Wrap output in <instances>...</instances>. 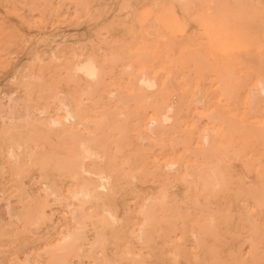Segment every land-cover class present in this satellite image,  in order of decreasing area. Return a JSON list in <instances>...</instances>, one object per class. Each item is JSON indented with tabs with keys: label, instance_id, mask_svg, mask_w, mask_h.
<instances>
[{
	"label": "rangeland",
	"instance_id": "rangeland-1",
	"mask_svg": "<svg viewBox=\"0 0 264 264\" xmlns=\"http://www.w3.org/2000/svg\"><path fill=\"white\" fill-rule=\"evenodd\" d=\"M221 22H223L222 25ZM217 24L220 25L219 28ZM225 27L230 28L231 31H236L239 27V31L231 33L226 28L227 32L229 30L226 33L223 30ZM241 27L243 30L240 29ZM212 28H215L214 33L217 35L210 32ZM249 28H251L250 31ZM263 28L264 0H0V264H53L56 262V257L57 259L63 257V262L61 261L60 264H264V146H262L264 137L253 136V138L246 137L245 139L243 136L244 132L253 133L261 129L258 128L260 125H264V101L260 100L259 104L251 108L245 102L246 92L244 93V90L239 87V78L250 74L251 65L257 59L264 60ZM224 31L226 34L223 33ZM226 37H229V41H226ZM223 42L225 44L227 42L226 47ZM237 42L241 44V47ZM219 46L222 47L219 48ZM140 52L144 54V58L147 56L145 60L148 61L142 68L133 61L135 57L143 56L138 55ZM247 52L252 55L249 53L246 57ZM88 54L96 56L106 69L107 73L104 72L103 77L105 84L108 85L105 86L103 82L102 86L105 88L100 87L102 92H99L101 91L99 88L95 94H89V96L88 94L82 95L80 89L81 93L80 91L78 93L77 89H82V87L68 75L73 60L78 57L83 58ZM249 55L251 58L253 56L254 60ZM238 58L244 60L241 61ZM129 62H132L133 66ZM221 68L227 75L225 91L218 87L222 82H220L217 71ZM143 70H148L152 76H160L156 78L158 86L154 89L155 91L153 90L154 92L145 90L139 98H135L134 94L132 95V89L127 87L129 86L126 83L129 80L127 72H134L133 75H138ZM207 72L212 75H208ZM121 73H126V75ZM162 77L163 82L166 79L164 83L160 81ZM217 78L220 81H217ZM122 80L124 81L121 82ZM111 89L116 96L110 94ZM69 91H73L74 94L70 95ZM106 92H109V95ZM76 94L79 95L76 96ZM90 95L93 97L91 98ZM121 95L124 102L117 101L118 96ZM80 96L84 107L81 106ZM110 96H112L111 99ZM63 97L69 99L73 107L76 108L79 105L83 119H89V116L93 119L95 114L90 111L96 113V109L106 107L107 101V106L112 108L132 110L141 108V106L146 108L148 114L145 117L144 126L147 125V120L154 111L152 109L157 106L159 99L167 100L164 101V107L173 104L175 114H179L178 119L176 117L170 124H167L168 133L162 134L163 137L161 134L159 138L151 134L150 138L138 139L135 136L138 131L132 132L135 133V141L139 140V146L148 151V162L150 161L148 173L121 178L111 194L112 197L108 195L110 200L108 202L96 204L93 201L86 202L83 207L84 216L78 222L72 215L77 207L76 199L71 197L69 192L72 189L73 179L62 170L59 172L60 169L54 164L56 155L71 153L68 150L69 139L64 141L66 138L62 135L63 133L58 134L57 131H51L45 127L42 130L41 126L40 128L39 125L34 124L38 116L63 117L64 113L60 108V99ZM106 97H108L107 101L102 100L107 99ZM218 100L221 104H218ZM85 103L92 104L89 106ZM93 105L96 109H93ZM85 108L88 112L87 110L85 112ZM216 108L230 122L226 121V124H229L228 128L224 122L219 125L218 130L217 124L214 126L208 118L207 114L214 112ZM40 110L47 111L41 113ZM33 126L34 132L32 131ZM205 127L214 128L213 130L217 131L215 145L219 150L214 152L210 159L199 157L194 150L201 146L198 139ZM36 129L40 131L37 132ZM170 129L171 131L176 129V133L174 134L173 131L170 133ZM26 130L32 134L29 136ZM26 135L31 137L30 140ZM43 135L47 140L43 139ZM13 137L16 139H12ZM155 139L158 141L156 142ZM240 139L243 140H241L242 143ZM15 140L23 143L22 148L16 150L20 156L19 161H15L10 155L11 146H16ZM64 143L68 145L65 146L66 148H64L66 145ZM259 143H261V149L258 146ZM113 144L112 147L115 146ZM225 147H229L228 155L226 152L225 155L223 154ZM34 148L38 151L34 152ZM57 148L60 149L57 150ZM126 150L128 146L123 149L125 155L121 153L123 157L128 152ZM36 152L39 154L42 152L43 155L48 153L47 157L52 159L49 161L46 158V162L37 163L30 157L37 154ZM119 158L122 157L119 156ZM167 161L176 162L175 169H168L165 163ZM215 161L219 162L220 171L222 170L218 177L220 184L215 188L203 189L201 181L198 180L199 184L195 187L197 177L196 175L188 176L186 166L194 163L201 167L203 163ZM156 163L160 165L161 171L165 170V173L155 172V169L159 168L156 167ZM153 164L156 166L154 167ZM46 186L52 188L54 193L47 191ZM145 188L148 189L145 190ZM142 205L143 208H141ZM39 207L43 209L44 221L41 218L42 220L39 219L35 224L31 221L26 222L28 218L25 215ZM147 207L150 208L152 217L147 221L143 236H139L141 225L146 224L143 210ZM106 209L110 211L111 216ZM85 226H88L87 229ZM73 231L81 233L77 234L76 242L81 249L76 250L78 254L72 250L70 253L62 254L61 252L60 255V250L55 251L54 249L62 240L64 233Z\"/></svg>",
	"mask_w": 264,
	"mask_h": 264
},
{
	"label": "bare ground",
	"instance_id": "bare-ground-1",
	"mask_svg": "<svg viewBox=\"0 0 264 264\" xmlns=\"http://www.w3.org/2000/svg\"><path fill=\"white\" fill-rule=\"evenodd\" d=\"M184 1V0H183ZM234 1V0H233ZM247 1V0H246ZM191 2V1H190ZM193 2V1H192ZM209 2V1H208ZM207 2V3H208ZM219 2V1H218ZM217 2V3H218ZM222 2V1H221ZM195 3V2H194ZM227 2L225 1V4H226ZM183 4V3H182ZM213 4V3H212ZM220 6V5H219ZM222 6V5H221ZM197 7V6H196ZM228 7H231V6H228ZM251 7V6H250ZM188 8H190V6L188 7ZM218 8V7H217ZM220 8V7H219ZM224 8V7H223ZM211 9H213V7H211ZM245 9V8H244ZM220 10V9H219ZM239 10V9H238ZM253 10V9H252ZM193 11V10H192ZM191 11V12H192ZM231 12V11H230ZM233 12V11H232ZM246 12V11H245ZM193 13V12H192ZM227 13V12H226ZM249 14V13H248ZM192 15H194V14H192ZM221 15V14H220ZM199 16V15H198ZM194 17V16H193ZM207 17V16H206ZM205 17V18H206ZM228 17H230L229 15H228ZM218 18V17H217ZM255 18H257V17H255ZM165 19V18H164ZM220 19V18H219ZM223 20V19H222ZM207 21V20H206ZM205 21V22H206ZM216 21L218 22V20L216 19ZM214 22V21H213ZM226 22V21H225ZM212 23V22H211ZM215 23V22H214ZM227 23V22H226ZM243 23V22H242ZM223 24V22H221V25ZM240 24V23H239ZM259 24V23H258ZM183 25V24H182ZM206 25H208V24H206ZM205 25V26H206ZM213 25V24H212ZM238 25V24H237ZM151 26V25H150ZM170 26V25H169ZM202 26V25H201ZM205 26H204V28H205ZM217 26H218V24H217ZM226 26V25H225ZM148 27V26H147ZM207 27V26H206ZM220 27V25L218 26V28ZM258 27V26H257ZM204 28H203V30H204ZM208 28V27H207ZM206 28V29H207ZM226 28L227 29H229L230 30V28H228V27H225L223 30H225L226 31ZM232 28V27H231ZM132 29V28H131ZM234 29V28H233ZM232 29V30H233ZM236 29V28H235ZM238 29H239V27H238ZM236 30V31H239V30ZM241 30H243L242 29V27L240 28ZM264 29V28H263ZM156 30V29H155ZM175 30V29H174ZM214 30H215V28H212V29H210V32L212 33V34H215L214 33ZM229 30H228V32H229ZM251 30V28H249V31ZM252 30H253V27H252ZM256 30V29H255ZM193 31V30H192ZM209 31V30H208ZM225 31L223 32V33H225ZM231 31V30H230ZM236 31H231V33L232 32H236ZM247 31V30H246ZM153 32V31H152ZM216 32V31H215ZM219 32V34H220V31H218ZM227 31H226V33H228ZM150 33V32H149ZM174 33V32H173ZM181 33V32H180ZM207 33V32H206ZM205 33V34H206ZM225 33V34H226ZM218 34V35H219ZM146 35V34H145ZM150 35V34H149ZM207 35V34H206ZM215 35H217V34H215ZM224 35V34H223ZM148 36V35H147ZM209 36V35H208ZM232 36H233V34H232ZM236 36V35H235ZM251 36V35H250ZM145 37V36H144ZM149 37V36H148ZM153 37V36H152ZM190 37V36H189ZM217 37H219V36H217ZM252 37V36H251ZM149 38H151V37H149ZM235 38V37H234ZM239 38V37H238ZM263 38V37H262ZM212 39V38H211ZM214 39H215V37H214ZM229 39V37L227 38L226 37V41ZM242 39V38H241ZM246 39V38H245ZM148 40V39H147ZM193 40V39H192ZM216 40V39H215ZM234 40V39H233ZM233 40L231 41V43L233 42ZM235 40H236V38H235ZM243 40V39H242ZM251 40V39H250ZM194 41V40H193ZM209 41V40H208ZM213 41V43H214V40H212ZM219 41V40H218ZM223 41V40H222ZM229 41V40H228ZM253 41V40H252ZM257 41V40H256ZM201 42V41H200ZM203 42V41H202ZM210 42H211V40H210ZM234 42H236V41H234ZM241 42V41H240ZM250 42V41H249ZM212 43V42H211ZM224 43V42H223ZM238 44H239V42H237ZM236 43V44H237ZM262 43V42H261ZM134 44V43H133ZM170 44V43H169ZM173 44V43H172ZM202 44V43H201ZM216 44H218V43H216ZM215 44V45H216ZM225 44V43H224ZM228 44H229V42H228ZM243 44V43H242ZM116 45V44H115ZM124 45V44H123ZM122 45V46H123ZM126 45V44H125ZM124 45V46H125ZM129 45V44H128ZM135 45V44H134ZM197 45V44H196ZM214 45V44H213ZM233 45H235V44H233ZM232 45V47H234ZM240 45V47H241V44H239ZM256 45V44H255ZM200 46V45H199ZM204 46V45H203ZM212 46V45H211ZM224 46V45H223ZM227 46V42H226V44H225V47ZM235 46H237V45H235ZM243 46V45H242ZM127 47H129V46H127ZM143 47V46H142ZM174 47H175V45H174ZM195 46H193V48H194ZM205 47V46H204ZM210 47V46H209ZM213 47V46H212ZM220 47H222V46H219V48ZM224 47V48H225ZM232 47H231V49H232ZM245 47H246V45H245ZM255 48H256V46H254ZM260 47H262V46H260ZM141 48V47H140ZM165 48V47H164ZM195 48H197V46L195 47ZM203 48V47H202ZM217 48V47H216ZM228 48V47H227ZM227 48H226V51H227ZM258 48H259V46H258ZM257 48V49H258ZM120 49V48H119ZM188 48H186V50H187ZM205 49V48H204ZM214 49H215V47H214ZM223 48H221V50H222ZM228 49H230V47L228 48ZM241 49V48H240ZM239 49V50H240ZM243 49V48H242ZM263 49V48H262ZM112 50V49H111ZM191 50V49H190ZM211 50V49H210ZM219 50V49H218ZM237 50V49H236ZM238 50V51H239ZM256 50V49H255ZM206 51V49L204 50V52ZM224 51H225V49H224ZM143 52V51H142ZM142 52H140V53H138V55H143V56H137V57H135L134 58V62L138 65V67H140V68H142V67H144V66H146V63H148V61L146 62V58H147V56H146V58H144L145 56H144V54L146 55V53H142ZM130 53V52H129ZM222 53H223V51H222ZM238 53V52H237ZM245 53V52H244ZM250 53V52H249ZM248 52L245 54L246 55V57H247V54H249ZM134 54H136V53H134ZM211 54H212V52H211ZM61 55V54H60ZM148 55V54H147ZM194 55V54H193ZM244 55V56H245ZM250 55H252L251 53H250ZM250 55H249V57H250ZM171 56V55H170ZM187 56V55H186ZM198 56H199V54H198ZM197 56V59L200 57H198ZM211 56H213V55H211ZM216 57H217V55H215ZM100 57V56H99ZM106 57V56H105ZM128 57H130V56H128ZM149 57V56H148ZM248 57V58H249ZM251 58V57H250ZM253 58V59H252ZM252 60H254V57L252 56ZM110 59V58H109ZM146 59V60H145ZM239 59V58H238ZM241 59V58H240ZM239 59V60H240ZM256 59V58H255ZM261 59V58H260ZM112 60H114L113 58H112ZM199 60H201V59H199ZM217 60H218V58H217ZM242 60H244V59H241V61ZM246 60V59H245ZM116 61V60H115ZM130 61V60H129ZM219 61V60H218ZM248 61V60H247ZM72 62V61H71ZM111 62V61H110ZM114 62V61H113ZM117 62V61H116ZM152 62V61H151ZM177 62V61H176ZM192 62V61H191ZM190 62V63H191ZM235 62V61H234ZM239 62V61H238ZM246 62V61H245ZM249 62V61H248ZM251 62V61H250ZM255 62V61H254ZM130 63V62H129ZM132 63V62H131ZM130 63V64H131ZM188 63V62H187ZM186 63V64H187ZM194 63H195V61H194ZM200 63H202V61L200 62ZM199 62H198V64H200ZM220 63V62H219ZM240 63V62H239ZM244 63V62H243ZM253 63V62H252ZM68 65H69V63H67ZM71 64V63H70ZM106 64V63H105ZM110 64V63H109ZM133 64V63H132ZM131 64V66H133ZM192 64V63H191ZM251 64V63H250ZM249 64V65H250ZM123 65V64H122ZM153 65V64H152ZM202 65H203V63H202ZM205 65V64H204ZM221 65V64H220ZM127 66H129V65H127ZM126 66V67H127ZM131 66H130V68H131ZM136 66V65H135ZM184 66V65H183ZM190 66V65H189ZM192 66V65H191ZM227 66V65H226ZM71 68H70V71H69V73H68V75H70V77L72 78V79H74V81L76 80L77 82H78V84L80 85V87H82V89L81 88H78L77 90V92L79 93V91L80 90H82V95H85V94H88V96H89V94H95L98 90H99V88L102 86V84H103V82H104V77H103V75H104V72H105V70L106 69H104V67H103V65L101 64V62L97 59V57L96 56H94V55H91V54H88V55H86V56H84L83 58H81V57H78L76 60H73V62H72V66H70ZM186 67V66H185ZM188 67V66H187ZM248 67V66H247ZM120 68V67H119ZM132 68H134V67H132ZM212 68V67H211ZM214 68V67H213ZM217 68V67H216ZM222 68H223V66H222ZM220 69V70H218L217 71V73L219 74V78H220V80L217 78V81L219 80L220 82H222L218 87L219 88H221V89H223V91H225L226 90V85H225V78H226V73L224 72V69ZM242 68V67H241ZM68 68L66 67V70H67ZM107 69H110V68H108L107 67ZM123 69V68H122ZM248 68H246V70H247ZM131 70V69H130ZM196 70V69H195ZM207 70V69H206ZM242 70V69H241ZM118 71V70H117ZM127 71V70H126ZM210 71H213V70H210ZM249 71H250V74H247V75H243V76H241L240 78H239V87H241L243 90H244V93L246 92V99H245V102H247L250 106H251V108L252 107H255L257 104H259V101L260 100H263L264 101V60L263 59H261V60H256V62L255 63H253L252 65H251V67H250V69H249ZM121 72V71H120ZM135 72H136V70H135ZM138 72V71H137ZM141 72V71H140ZM169 72V71H168ZM105 73H107V72H105ZM110 73V72H109ZM161 73H162V71H161ZM206 72H204V75H206L205 74ZM112 74V73H111ZM122 74V73H121ZM126 75V73H123L122 75ZM127 74L129 75H127L128 76V79L129 80H125L126 81V83H128L129 84V86H127V87H129V88H131L132 89V91H133V93L132 92H130V93H132V95L134 94V96H135V98H139L140 97V95L143 93V91H153L154 89H156L157 88V86H158V80L156 79V78H158V77H160V76H152L149 72H148V70H143L141 73H135V74H138V75H133L134 74V72H127ZM207 74L209 75V74H211V73H208L207 72ZM68 75H66V76H68ZM160 75V74H159ZM198 75V74H197ZM196 75V76H197ZM200 75H201V73H200ZM212 75V74H211ZM109 76V75H108ZM117 75H115V77H116ZM168 76V75H167ZM186 76V75H185ZM195 76V77H196ZM216 77H217V75H215ZM105 77H106V75H105ZM109 77H111V76H109ZM108 77V78H109ZM119 76H117V78H118ZM164 77V76H163ZM163 77H162V79L160 80V81H162V83H164L165 81H166V79L164 80V82H163ZM170 77V76H169ZM187 77V76H186ZM198 77V76H197ZM210 77V76H209ZM24 78V77H23ZM65 78H67L68 79V77H65ZM123 78V77H122ZM214 78V77H213ZM119 80H121L120 79V77L118 78ZM118 79H117V81H118ZM123 79H125V78H123ZM127 79V78H126ZM108 80V79H107ZM172 80V79H171ZM66 81V80H65ZM73 81V82H74ZM109 81V80H108ZM108 81H106V83L108 82ZM124 80H122L121 82H123ZM205 81V80H204ZM31 82V81H30ZM33 82V81H32ZM72 82V83H73ZM110 82H111V80H110ZM113 82H114V79H113ZM119 82V81H118ZM117 82V83H118ZM130 82V83H129ZM180 82V81H179ZM27 83V82H26ZM115 83V82H114ZM125 83V84H126ZM211 83V82H210ZM21 84V83H20ZM32 84V83H31ZM39 84V83H38ZM68 84V83H67ZM77 84V83H76ZM77 84V85H78ZM104 84H105V82H104ZM204 84V83H203ZM202 84V85H203ZM229 84V83H228ZM36 85V84H35ZM40 85V84H39ZM73 84H71V86H72ZM107 84H105V86H106ZM160 85H161V83H160ZM194 85H195V83H194ZM205 85V84H204ZM213 85V84H212ZM27 86V85H26ZM75 86V85H74ZM108 86V85H107ZM118 86H120V85H118ZM79 87V86H78ZM161 87H163V85L161 86ZM189 87V86H188ZM187 87V88H188ZM218 87H216L217 89H218ZM32 88V87H31ZM69 88V87H68ZM75 88V87H74ZM76 88H77V86H76ZM105 87H103L102 86V89H104ZM115 88V87H114ZM119 88H121V87H119ZM167 88H169V86L167 87ZM166 88V89H167ZM204 88V87H203ZM212 88V87H211ZM49 89V88H48ZM80 89V90H79ZM101 89V88H100ZM102 89H101V91H99V92H102ZM107 89H108V87H107ZM110 89V88H109ZM208 89V88H207ZM239 89V88H238ZM241 89V90H242ZM50 90V89H49ZM53 90V89H52ZM72 90V89H71ZM74 90H76V89H74ZM73 90V91H74ZM112 90V89H111ZM185 90H186V88H185ZM199 90V89H198ZM219 90V89H218ZM217 90V91H218ZM73 91H69V93H70V95L71 94H74L75 93V91H74V93H73ZM105 91H106V89H105ZM110 91V90H109ZM117 91V90H116ZM155 91V90H154ZM153 91V92H154ZM157 91H159V90H157ZM157 91H156V93H157ZM168 91H169V89H168ZM174 91V90H173ZM188 90H186V92H187ZM221 92H222V90H220ZM76 92V93H77ZM128 92V91H127ZM164 92V91H163ZM170 92H171V90H170ZM186 92H185V94H186ZM227 92H228V90H227ZM241 92V91H240ZM30 93V92H29ZM80 93H81V91H80ZM108 95H109V92H106ZM130 93H128V94H130ZM148 93V92H147ZM146 93V94H147ZM152 93V92H151ZM151 93L149 94V96L151 95ZM176 93V92H175ZM28 94V93H27ZM52 94V93H51ZM110 94L111 95H113V96H116V93L115 92H113V90H112V92H110ZM167 94H168V92H167ZM173 94V93H172ZM179 94V93H178ZM223 94V93H222ZM47 95V94H46ZM69 95V96H70ZM79 95V94H78ZM77 94H76V96H78ZM98 95V94H97ZM101 95H103V93L101 94ZM118 95V94H117ZM126 95V94H125ZM124 95V96H125ZM189 95V94H188ZM194 95V94H193ZM212 95V94H211ZM213 95H215V94H213ZM68 96V95H67ZM66 96V97H67ZM87 96V95H86ZM100 96V95H99ZM146 96V95H145ZM164 96V95H163ZM81 97V96H80ZM79 97V98H80ZM90 97L92 98L93 96H91L90 95ZM111 97L112 96H110V99H111ZM131 97V96H130ZM186 97V96H185ZM215 97V96H214ZM243 97V96H242ZM55 98V97H54ZM64 98V97H63ZM61 98L60 99V108L63 110V117H56V116H52V117H49V118H43V117H41V116H38V117H36V121L34 120V124H35V126L36 125H39V127L42 129V130H44L45 128L47 129H50L51 131H57V133L58 134H60V133H63L62 135H64L65 136V140L64 141H67V139H69V146L66 144V143H64V144H66V145H64V148H66L65 146H68L69 148H68V150L71 152V153H69V154H67V155H56V163H54L56 166H57V168L58 169H60V170H58L59 172L62 170L64 173H66L68 176H70V178L71 179H73V182L71 183L72 185V189H70L69 190V192H70V194H71V197H73L74 199H76L75 200V202H76V205H77V207L75 208V210H74V212H73V217L77 220V222L78 221H81V218L84 216V211H83V207L85 206V204H86V202H88V201H93V202H95V204L96 203H98V202H103V203H105V202H108V201H110L109 200V196L110 197H112L111 196V194L114 192V190H115V187H116V185L118 184V182L120 181V179L121 178H123L124 176H131V177H135L137 174H147L148 173V171H149V169H148V163L150 162H148V151H145V150H143L142 148H141V146H139V140L138 141H135L136 139L134 138V135H135V133H132V132H134V130L136 131H138V133H136L137 135H135V136H137L138 137V139L139 138H148L151 134L153 135V134H155V135H157L156 137L157 138H159V135L161 134H164V133H168V129H167V124H170L176 117H177V119L179 118V114H175V112H174V106H173V104H168L166 107H164V101H167V100H164V101H161L160 99L158 100V102H157V106L156 107H154V109H152V110H154L153 112H152V116H150L149 118H148V120H147V125L146 126H144V124L146 123V122H144L145 121V117H146V115L148 114V111H147V109L146 108H144L143 106H141V108H136L135 110H132V109H130V108H118V107H116V108H112V107H110V106H107L108 105V97H106L107 99H102V100H105V101H107V105H106V107H104V108H99V109H96L95 108V105H93V109H96V113H93V111L91 110H89L90 112H92V114H95L94 115V118L93 119H91V117L89 116V119H83V117L81 116V108L80 107H73V105H72V103H71V101L69 100V99H67V98ZM74 98V97H73ZM73 98L71 99L72 101H73ZM118 100L117 101H125V100H123V98H122V95L121 96H118ZM145 98V97H144ZM150 98V97H149ZM162 98V97H161ZM205 98H206V96H205ZM224 98V97H223ZM239 98V97H238ZM244 98V97H243ZM113 99V98H112ZM130 99V98H129ZM132 99V98H131ZM130 99V100H131ZM134 99V98H133ZM132 99V100H133ZM187 99H189V98H187ZM196 99V98H195ZM209 99V98H208ZM75 100H78V99H75ZM82 97H81V99H80V101H81V106L83 105V103H82ZM86 100V99H85ZM96 100H97V98H96ZM149 99H147V101H148ZM200 100V99H199ZM201 100H203V99H201ZM235 100V99H234ZM239 100V99H238ZM100 101V100H99ZM98 101V102H99ZM145 101V100H144ZM146 101V102H147ZM154 101V100H153ZM188 101V100H187ZM196 101H197V99H196ZM205 101V100H204ZM207 101V100H206ZM219 101L220 100H218V104H221V103H219ZM236 101V100H235ZM92 102H94V101H92ZM146 102H144V103H146ZM155 102V101H154ZM154 102H153V104H154ZM213 102V101H212ZM76 103H77V101H76ZM76 103H74L73 102V104H76ZM102 103V102H101ZM144 103H143V105H144ZM194 103V102H193ZM201 104H202V101L200 102ZM207 103H208V101H207ZM86 104V103H85ZM90 104H92V103H87L86 105H89L90 106ZM97 104V103H96ZM103 104V103H102ZM101 104V105H102ZM156 104V103H155ZM23 105V104H22ZM104 105V104H103ZM111 105V104H110ZM114 105V104H113ZM224 105V104H223ZM240 105H241V103H240ZM25 106V105H24ZM85 106V105H84ZM84 106H82V107H84ZM121 106H123V104L121 105ZM136 106V105H135ZM242 106V105H241ZM134 107V106H133ZM190 107V106H189ZM206 107V106H205ZM204 107V108H205ZM236 107V106H235ZM259 107V106H258ZM92 108V107H91ZM147 108H149V106L147 107ZM250 108V107H249ZM177 109V108H176ZM187 109V108H186ZM86 110H87V112H88V109H86L85 108V112H86ZM149 110V109H148ZM243 110V109H242ZM47 111V110H46ZM45 110H40V112L41 113H45L46 112ZM182 111V110H181ZM181 111H180V113H181ZM184 111V110H183ZM182 111V112H183ZM190 111V110H189ZM214 112H211L210 114H207L209 117L208 118H210L211 120V122L213 123V125L215 126L216 124V126H217V128H218V130H219V125H221L222 123H224L225 122V125L227 126V125H229V124H226V121H227V119H225V117H223L221 114H220V110L218 109V108H216L215 110H213ZM83 112H84V110H83ZM82 112V113H83ZM89 112V113H90ZM150 113V112H149ZM239 113V112H238ZM244 113V112H243ZM255 113V112H254ZM85 114H87V113H85ZM91 114V113H90ZM186 114H187V111H186ZM257 114V113H256ZM84 115V114H83ZM190 115V114H189ZM198 116H199V114H197ZM186 116V115H185ZM201 116V115H200ZM244 116H242V118H243ZM181 118V117H180ZM227 118V117H226ZM241 118V119H242ZM199 119V118H198ZM203 119V118H202ZM38 120V121H37ZM192 120V119H191ZM203 121V120H202ZM209 121V120H208ZM241 121V120H240ZM28 122V121H27ZM30 122H32L31 120H30ZM177 122V121H176ZM175 122V123H176ZM193 122H195V120L193 121ZM228 122V121H227ZM242 122V121H241ZM178 123V122H177ZM179 123H181V122H179ZM186 123V122H185ZM184 123V124H185ZM228 123H230V122H228ZM232 123V122H231ZM22 124V123H21ZM183 124V123H182ZM181 124V125H182ZM197 124V123H196ZM208 124V123H207ZM22 125H24V124H22ZM27 125H29V124H27ZM177 125V124H176ZM200 125V124H199ZM224 125V124H223ZM223 125H222V127H223ZM31 127V126H30ZM43 127H45V128H43ZM173 127V126H172ZM175 127V126H174ZM178 127H179V125H178ZM186 127V126H185ZM8 128V127H7ZM29 128V127H28ZM226 128V127H225ZM227 128H228V126H227ZM258 128H261V129H259V130H256L255 132L253 131V133L252 132H244V134L243 133H240L241 135L243 134V136H245V139H246V137L247 138H249V137H251V138H253V136L254 137H256V136H258V137H261L262 138V136L264 137V125H260ZM257 128V129H258ZM9 129V128H8ZM33 129H34V126L32 127V131H33ZM179 129H180V127H179ZM201 129H202V127H201ZM214 128H210V127H205V128H203V130L200 132V135H199V139H198V141H200L201 142V146H199V147H197L196 149H194L195 150V152H196V154L199 156V157H203V158H208V159H210V157L211 156H213L212 154L214 153V152H216L217 150H219L217 147H216V145H215V141H216V139H217V135H216V132L217 131H215V130H213ZM254 129H255V127H254ZM27 130H29V129H27ZM26 130V131H27ZM249 130V129H248ZM2 131H3V129H2ZM1 131V132H2ZM22 131V130H21ZM25 131V132H26ZM31 131V130H30ZM31 131V132H32ZM35 131V130H34ZM33 131V132H34ZM36 131H37V129H36ZM40 131V130H39ZM39 131H37V132H39ZM48 131V130H47ZM51 131H49V132H51ZM170 131V133L173 131H171V129L169 130ZM181 131V130H180ZM189 131V130H188ZM199 131V130H198ZM223 131V130H222ZM236 131V130H235ZM240 131V130H239ZM12 132V131H11ZM28 132V131H27ZM45 132V131H44ZM226 132V131H225ZM224 132V133H225ZM29 133V136L32 134V133H30V132H28ZM40 133H43V132H40ZM56 133V134H57ZM173 133L175 134L176 133V129H174V131H173ZM185 133V132H184ZM198 133V132H197ZM36 134V133H35ZM38 135H39V133H37ZM53 134H54V132H53ZM192 134H193V132H192ZM219 134V133H218ZM223 134V133H222ZM221 134V135H222ZM231 134H233V133H231ZM14 135V134H13ZM34 135V134H33ZM32 135V136H33ZM155 135H153V136H155ZM169 135V134H168ZM181 135V134H180ZM18 136V135H17ZM29 136L28 135H26V137H28L29 138ZM44 136L45 135H43V139H45V140H47L46 138H44ZM48 136V135H47ZM223 136V135H222ZM25 137V136H24ZM34 137V136H33ZM41 137H42V135H41ZM46 137V136H45ZM136 137V138H137ZM161 137H163V135L161 136ZM183 137V136H182ZM226 137V136H225ZM242 137V136H241ZM28 138H27V140H28ZM31 138V137H30ZM30 138H29V140H30ZM38 138V137H37ZM62 138V137H61ZM64 138V137H63ZM134 138V139H133ZM150 138V137H149ZM164 138H166V136L164 137ZM188 138V140H189V137H187ZM12 139H16V138H12ZM17 139H18V137H17ZM25 139V138H24ZM57 139V138H56ZM154 139V138H153ZM152 139V141H154ZM161 139H163V138H161ZM169 139H170V136H169ZM168 139V140H169ZM179 139V138H178ZM224 139H226V138H224ZM223 139V140H224ZM234 139V138H233ZM7 140H8V138H7ZM10 140V139H9ZM26 140V141H27ZM50 140V139H49ZM147 140V139H146ZM156 140V139H155ZM173 140V139H172ZM222 140V141H223ZM232 140V139H231ZM242 139H240V141H241ZM262 140V139H261ZM20 140H18V142H16V140L14 141V142H16V146H14L13 147V143L11 144L12 146H11V150H10V155L14 158V160L15 161H19L20 160V156H19V154L18 153H16V150L17 149H21L22 148V141H20ZM60 141H62L61 139H60ZM59 141V142H60ZM144 141V140H143ZM151 141V140H150ZM151 141V142H152ZM158 140H156V142H157ZM163 141V140H162ZM170 141V140H169ZM174 141V140H173ZM177 141V140H176ZM180 141V140H179ZM230 141V140H229ZM243 141V140H242ZM242 141H241V143H242ZM262 141H264V140H262ZM12 142V141H11ZM33 142H35V141H33ZM155 142V141H154ZM160 142V141H159ZM248 142V141H247ZM36 143H38V142H36ZM112 143H114L115 144V146H113L112 147ZM142 143V142H141ZM153 143V142H152ZM166 143V142H165ZM178 143V142H177ZM220 143V142H219ZM221 143H223V142H221ZM240 143V144H241ZM47 144V143H46ZM113 144V145H114ZM151 144V143H150ZM232 144V143H231ZM260 144L261 143H259V145L258 146H260ZM264 143L262 142V146H264L263 145ZM15 145V144H14ZM59 145V144H58ZM223 145H224V143H223ZM233 145V144H232ZM257 145V144H256ZM48 146V145H47ZM128 146V150H126V151H128L127 152V154H126V156H124L123 157V155H125L124 153H125V151L123 152V149H124V147H127ZM165 146V145H164ZM240 146V145H239ZM262 146H260V149H261V147ZM39 147V146H38ZM42 147V146H41ZM56 147V146H55ZM148 147V146H147ZM146 147V148H147ZM157 147V146H156ZM25 148V147H24ZM100 148H103L104 150L102 151ZM195 148V147H194ZM229 148V147H228ZM228 148H226L225 147V149H223L224 150V152H223V154L226 152V154L228 153V151H229V149ZM35 149V148H34ZM39 149H40V147H39ZM60 149V148H59ZM58 148H57V150H59ZM126 149V148H125ZM149 149V148H148ZM248 149V148H247ZM255 149H257V148H255ZM67 150V149H66ZM231 150V149H230ZM239 150V149H238ZM251 150H252V148H251ZM35 151H38V149L36 150H34V152ZM40 151V150H39ZM44 151V150H43ZM166 151V150H165ZM33 152V153H34ZM67 152V151H66ZM150 152V151H149ZM158 152V151H157ZM193 152V151H192ZM221 152H222V150H221ZM246 152V151H245ZM261 152V151H260ZM37 154H33V155H31L30 157H31V160L33 159V160H35V162H39V163H44V162H46L47 161V159H49V161H50V159H52L51 157H47V154L48 153H44V155L46 154V156H44L43 155V153L41 154H39V152H36ZM121 153H123V155L121 154ZM152 153V152H151ZM191 153V152H190ZM217 153H219V152H217ZM243 153V152H242ZM168 154V153H167ZM186 154V153H185ZM235 154H237V152H235ZM234 154V155H235ZM251 154V153H250ZM9 155V154H8ZM154 155H155V153H154ZM175 155H176V153H175ZM190 155V154H189ZM194 155V154H193ZM225 155V154H224ZM228 155V154H227ZM243 155H245V154H243ZM253 155V154H252ZM48 156H49V154H48ZM122 157L120 160L118 159V157ZM164 156V155H163ZM251 156V155H250ZM126 157V158H125ZM253 157V156H252ZM256 157V156H255ZM47 158V159H46ZM150 158V157H149ZM218 158V157H217ZM216 158V159H217ZM220 158V157H219ZM236 158V157H235ZM250 158V157H249ZM189 159V158H188ZM251 159V158H250ZM249 159V160H250ZM262 159V158H261ZM218 160H220V159H218ZM180 161V160H179ZM186 161V160H185ZM248 161V160H247ZM252 161V160H251ZM154 162V161H153ZM152 162V163H153ZM184 162V161H183ZM17 163H19V162H17ZM21 163V162H20ZM155 163V162H154ZM166 163V167L168 168V169H175V167H176V162H173V161H167V162H165ZM177 163H178V161H177ZM179 164H180V162H179ZM183 164V163H182ZM181 164V165H182ZM243 164V163H242ZM154 165V164H153ZM157 165V166H156ZM156 165H154V167L156 166V167H159L160 165H158L157 163H156ZM185 165H187V164H185ZM35 166V165H34ZM45 166V165H44ZM47 166V165H46ZM182 166H184V164L182 165ZM201 167H198V165H196V164H188L187 166H186V169H187V175L188 176H195L196 175V180H195V187H197L198 186V184H199V182H198V180L199 181H201L200 183H201V185H202V188L203 189H208V188H210V187H216V186H218L219 184H220V182H219V179H218V177H219V175H220V173H221V171H220V165H219V162L218 161H215V162H211V163H203L202 165H200ZM18 167V166H17ZM150 167V166H149ZM227 168V167H226ZM56 169V168H55ZM166 169V168H165ZM182 169V168H181ZM180 169V170H181ZM20 170V169H19ZM158 170V171H157ZM155 169V172L157 173V174H159V173H161V172H163V173H165V170L163 169L162 171H161V167H159L158 169ZM24 171V170H23ZM45 171V170H44ZM249 171V170H248ZM264 171V170H263ZM48 172H50V171H48ZM48 172H46V173H48ZM54 172V171H53ZM63 172H62V174H63ZM167 172H170V171H167ZM173 173H174V171H172ZM183 172V171H182ZM224 172V171H223ZM177 173L178 172H176V173H174V174H176L177 175ZM27 174V173H26ZM61 174V173H60ZM179 175H180V173H178ZM260 174V173H259ZM166 175H169V173L167 174L166 173ZM178 175V176H179ZM143 175H141V177H142ZM144 177H145V175H144ZM164 177V176H163ZM168 177V176H167ZM224 177V176H223ZM153 178H155V177H153ZM162 178V177H161ZM175 178V177H174ZM179 178V177H178ZM181 178V177H180ZM188 178V177H187ZM191 178V177H190ZM236 178V177H235ZM156 179V178H155ZM176 179V178H175ZM255 179V178H254ZM150 180V179H149ZM149 180H147V181H149ZM180 180V179H179ZM183 180V179H182ZM241 180V179H240ZM64 181V180H63ZM194 181V180H193ZM192 181V182H193ZM245 181V180H244ZM247 181H249V180H247ZM246 181V182H247ZM122 182V181H121ZM141 182V181H140ZM156 182V181H155ZM52 183V182H51ZM167 183V182H166ZM170 183V182H169ZM182 183V182H181ZM244 183V182H243ZM60 184V183H59ZM46 185V184H45ZM154 185V184H153ZM152 185V186H153ZM168 186H169V184H167ZM200 185V186H201ZM241 185V184H240ZM247 185V184H246ZM248 185H249V183H248ZM255 185V184H254ZM143 186V185H142ZM254 187V186H253ZM185 188V187H184ZM198 188H200V187H198ZM219 188V187H218ZM46 189H47V191H49V192H51V193H54V190L52 189V188H50V187H48V186H46ZM45 189V190H46ZM68 189H69V187H68ZM120 189V188H119ZM148 189V188H147ZM146 188H145V190H147ZM195 189V188H194ZM193 189V190H194ZM217 189V188H216ZM58 190V189H57ZM57 190H56V192H57ZM250 191V190H249ZM194 192V191H193ZM196 192V191H195ZM198 192V191H197ZM221 192V191H220ZM243 192V191H242ZM245 193V192H244ZM47 194V193H46ZM137 194V193H136ZM135 194V195H136ZM231 194H232V192H231ZM52 195V194H51ZM60 195V194H59ZM58 195V196H59ZM109 195V196H108ZM130 195V194H129ZM192 195V194H191ZM39 196V195H38ZM48 196V195H47ZM62 196V195H61ZM138 196V195H137ZM141 196V195H140ZM159 196V195H158ZM227 196V195H226ZM244 196V195H243ZM36 197V196H35ZM142 197H144V196H142ZM164 196H162V198H163ZM245 197V196H244ZM37 198V197H36ZM150 198V197H149ZM183 198V197H182ZM221 198V197H220ZM242 197H240V199H241ZM254 198V197H253ZM259 199H260V197H258ZM17 199V198H16ZM43 199V198H42ZM112 199V198H111ZM139 199H141V198H139ZM148 199V198H147ZM203 199V198H202ZM252 199V198H251ZM118 200V199H117ZM180 200V199H179ZM226 200H227V197H226ZM254 200V199H253ZM261 200V199H260ZM263 200V199H262ZM50 201V200H49ZM125 201V200H124ZM132 201V200H131ZM113 202V201H112ZM180 202V201H179ZM206 202V201H205ZM214 202V201H213ZM114 203H115V201H114ZM131 203V202H130ZM157 203V202H156ZM193 203V202H192ZM258 203V202H257ZM256 203V204H257ZM28 204V203H27ZM102 204V203H101ZM108 204V203H107ZM110 204H112V203H110ZM124 204V203H123ZM136 204H137V202H136ZM144 204H145V202H144ZM143 204V205H144ZM147 204V203H146ZM41 205V204H40ZM143 205L141 206V208H143ZM151 205H152V203H151ZM172 205V204H171ZM184 205V204H183ZM223 205H224V203H223ZM42 206V205H41ZM79 206V207H78ZM99 206V205H98ZM119 206V205H118ZM176 206V205H175ZM190 206V205H189ZM130 207V206H129ZM187 207V206H186ZM127 208V207H126ZM134 208V207H133ZM138 208V207H137ZM136 208V209H137ZM177 208V207H176ZM219 208H221V207H219ZM243 208V207H242ZM104 209V208H103ZM129 209V208H128ZM139 209V208H138ZM167 209V208H166ZM169 209V208H168ZM187 209V208H186ZM200 209V208H199ZM205 209V208H204ZM261 209V208H260ZM170 210V209H169ZM139 211V210H138ZM172 211V210H171ZM186 211H188V210H186ZM106 212H108V214L111 216V214H110V211L109 210H107L106 209ZM118 212V211H117ZM142 212V211H141ZM178 212V211H177ZM201 212V211H200ZM239 212V211H238ZM18 213V212H17ZM104 213V212H103ZM143 213H144V215H145V218H146V224L145 223H143L142 225H141V231L140 232H138V233H135V234H138L139 236H143V234L145 233V230H146V225H147V221L152 217V213H151V210H150V208H145L144 210H143ZM173 213H174V211H173ZM185 213V212H184ZM189 213V212H188ZM248 213V212H247ZM23 214V213H22ZM86 214V213H85ZM114 214V213H113ZM175 214V213H174ZM25 215V214H24ZM24 215H22V216H24ZM45 215V214H44ZM47 215V214H46ZM45 215V216H46ZM87 215V214H86ZM90 215H92V214H90ZM97 215V214H96ZM172 215V214H171ZM170 215V216H171ZM176 215V214H175ZM187 215V214H186ZM241 215V214H240ZM264 215V214H263ZM27 218H28V220L26 221V222H28V221H31V222H33L32 224H35V222H37L39 219L40 220H42L43 218H42V216H43V209H42V207H39V208H37V209H35L34 211H30L29 213H27V215H25ZM69 216V215H68ZM94 216V215H93ZM98 216V215H97ZM131 216V215H130ZM143 216V215H142ZM163 216V215H162ZM177 216V215H176ZM239 216V215H238ZM86 217V216H85ZM88 217V216H87ZM94 217H96V216H94ZM124 217V216H123ZM140 217V216H139ZM178 217V216H177ZM42 218V219H41ZM48 217H46V219H47ZM73 218V219H74ZM97 218H100V217H97ZM104 218V217H103ZM143 218H144V216H143ZM171 218V217H170ZM195 218V217H194ZM45 219V220H46ZM52 219V218H51ZM242 219H244V218H242ZM86 220V219H85ZM94 220V219H93ZM129 220V219H128ZM154 220V219H153ZM193 220V219H192ZM43 221H44V219H43ZM152 221V220H151ZM169 221V220H168ZM175 221V220H174ZM182 221H184V219L182 220ZM201 221V220H200ZM231 221V220H230ZM242 221V220H241ZM19 222V221H18ZM22 222V221H21ZM129 222V221H128ZM167 222V221H166ZM178 222V221H177ZM46 223V222H45ZM93 223V222H92ZM171 223V222H170ZM184 223H185V221H184ZM37 224H39V223H37ZM42 224V223H41ZM77 224V223H76ZM75 224V225H76ZM81 224H83V223H81ZM101 224V223H100ZM130 224V223H129ZM198 224V223H197ZM210 224V223H209ZM224 224H225V222H224ZM228 224V223H227ZM245 224V223H244ZM244 224H242V225H244ZM45 225V224H44ZM126 225H128V224H126ZM125 225V226H126ZM133 225V224H132ZM163 225V224H162ZM175 225V224H174ZM180 225V224H179ZM52 226H54L53 224H52ZM68 226V225H67ZM173 226V225H172ZM27 227H29V226H27ZM35 227V226H34ZM50 227V226H49ZM86 227V226H85ZM88 227V226H87ZM87 227H86V229H87ZM127 227V226H126ZM133 227V226H132ZM160 227H161V225H160ZM159 227V228H160ZM167 227V226H166ZM169 227H170V225H169ZM205 227V226H204ZM245 227H246V225H245ZM30 228V227H29ZM76 228H78V227H76ZM75 228V229H76ZM138 228V227H137ZM156 228V227H155ZM168 228V227H167ZM189 228H191V227H189ZM198 228V227H197ZM31 229V228H30ZM34 229V228H33ZM39 229V228H38ZM84 229V228H83ZM134 229V228H133ZM168 229H170V228H168ZM196 229V228H195ZM236 229V228H235ZM243 229V228H242ZM245 229V228H244ZM32 230V229H31ZM77 230V229H76ZM148 230H149V228H148ZM155 230V229H154ZM167 230V229H166ZM72 231V230H71ZM158 231V230H157ZM175 231H176V229H175ZM248 231V230H247ZM10 232V231H9ZM33 232V231H32ZM42 232V231H41ZM89 232V231H88ZM128 232V230L126 231V233ZM214 232V231H213ZM217 232V231H216ZM215 232V233H216ZM227 232V231H226ZM225 232V233H226ZM7 233V232H6ZM36 233V232H35ZM43 233H45V232H43ZM80 233V231L78 232V233H75L74 231L73 232H66V233H64L65 235L62 237V240L59 242V244H58V246L56 247V249H54L55 251L58 249V250H60L59 252H60V255H61V252H62V254L63 253H66V252H69L70 253V251H72V250H75V252H77L76 250H80L81 249V246H79V245H77L76 244V242H77V240H78V236H77V234H79ZM126 233H125V235H126ZM130 233V232H129ZM148 233V232H147ZM146 233V234H147ZM151 233V232H150ZM158 233V232H157ZM172 233V232H171ZM218 233V232H217ZM11 234V233H10ZM81 234V233H80ZM190 234V233H189ZM20 235H21V233H20ZM214 235V234H213ZM119 236V235H118ZM132 236H134L133 234H132ZM205 236V235H204ZM120 237V236H119ZM135 237V236H134ZM84 238V237H83ZM147 238V237H146ZM199 238V237H198ZM93 239V238H92ZM122 239V238H121ZM124 239V238H123ZM173 239V238H172ZM120 240V239H119ZM165 240V239H164ZM243 240V239H242ZM83 241H85V240H83ZM140 241V240H139ZM148 241H150V240H148ZM163 241V240H162ZM81 242V241H80ZM88 242V241H87ZM91 242V241H90ZM118 242V241H117ZM122 242V241H121ZM141 242V241H140ZM169 242V241H168ZM52 243V242H51ZM124 243V242H123ZM162 243V242H161ZM248 243H249V240H248ZM81 244V243H80ZM83 244V243H82ZM153 244V243H152ZM155 244V243H154ZM153 244V245H154ZM256 244V243H255ZM88 245V244H87ZM112 245V244H111ZM115 245V244H114ZM113 245V246H114ZM127 245V244H126ZM125 245V246H126ZM137 245V244H136ZM144 245V244H143ZM129 246V245H128ZM139 246V245H138ZM181 246V245H180ZM100 247V246H99ZM147 247H148V245H147ZM151 247V246H150ZM162 247V246H161ZM54 248V247H53ZM101 248V247H100ZM109 249V248H108ZM184 249V248H183ZM127 250V249H126ZM157 250V249H156ZM155 250V251H156ZM238 250V249H237ZM135 251H137V250H135ZM159 251V250H158ZM59 252H58V254H59ZM221 252V251H220ZM117 253V252H116ZM204 253V252H203ZM68 254V253H67ZM73 254V253H72ZM77 254H78V252H77ZM95 254V253H94ZM138 254V253H137ZM186 254V253H185ZM117 255H118V253H117ZM133 255V254H132ZM250 255V254H249ZM55 256H56V254H55ZM64 256H65V254H64ZM76 256H78V255H76ZM209 256V255H208ZM231 256V255H230ZM63 258V257H62ZM62 258H58L57 259V257L55 258V261L56 262H54L53 264H60V262L62 261L63 262V259ZM71 258V257H70ZM52 259H54V258H52ZM123 259V258H122ZM252 260V259H251ZM51 262V261H50ZM61 262V263H62ZM66 262V261H65ZM64 262V263H65ZM140 262V261H139ZM243 262V261H242ZM249 262V261H248ZM45 263V262H44ZM47 263V262H46ZM107 263V262H106Z\"/></svg>",
	"mask_w": 264,
	"mask_h": 264
}]
</instances>
